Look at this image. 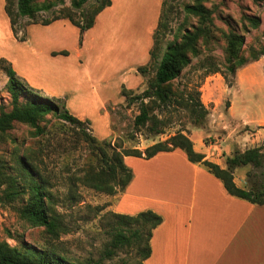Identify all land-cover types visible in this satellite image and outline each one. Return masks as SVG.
I'll return each instance as SVG.
<instances>
[{"label":"rangeland","instance_id":"374dc122","mask_svg":"<svg viewBox=\"0 0 264 264\" xmlns=\"http://www.w3.org/2000/svg\"><path fill=\"white\" fill-rule=\"evenodd\" d=\"M171 1L177 5L192 2ZM162 2L163 0H113L110 11L100 19L99 24H94L95 27L86 30L95 28L92 41L95 48L92 53L96 62H92L90 66L92 79L84 81V89L74 101V105L68 108L75 115H87L90 121L85 130L88 134L111 140L119 149L138 148L144 151L147 146L166 140L182 130L194 144L199 143L202 146L206 159L218 161L225 167L226 157L235 151L264 145V125L252 129L243 127V124H236V131L230 132V128L233 129L235 124L227 113L231 99L229 87L235 83L237 73L251 66L264 69V55L259 60L239 68L235 76L223 71L226 33L230 30L229 21L232 27L245 35L243 49L246 55L252 47L258 49L264 46V0H204L213 11L215 38L200 41V55L193 57L192 65L183 71L175 83L180 90H185L186 94H194L195 90H200V98L208 109L206 121L197 126L187 109L171 106L160 113L166 121L164 133L148 136L146 127L139 129L134 124L135 116L139 112L138 104L127 106L121 91L123 87H127L132 94H138L147 88L148 81L155 74L158 60L151 59L149 52L153 46L152 34L159 21ZM95 3V0H89L85 10H92ZM70 5L71 0H61L52 10L41 11L37 18H52ZM244 15L260 16L259 27L246 30ZM76 16H80L78 11ZM183 21L190 27L197 23L198 18L187 16L179 10L172 20L173 32L167 35L163 49L167 41L174 38V32ZM31 22L32 19L28 17L16 20L15 27L19 35L17 37L5 12V0H0V53L13 58L12 64L16 71L17 68L25 69L28 48L24 41L28 38V32L36 33L33 28L37 29ZM80 35L77 29V50L85 39L84 34L82 39ZM208 56L213 57L220 65L221 72L206 75L207 67H201L200 64ZM81 60L83 61V58H78L77 62ZM141 65L149 66L146 76L137 70ZM224 74L232 81L231 86L225 80ZM258 75L260 76L261 72ZM8 81L4 63L0 62V112L12 108ZM37 91L49 96L41 89ZM261 91L258 87L253 90L254 93L250 97L252 103L259 99ZM247 97L248 95L245 96ZM61 98L66 101L68 96ZM42 123L46 124V134L37 137L33 135L31 126L16 122L8 131L7 139L0 144V151L12 164L16 156L29 153L31 156L35 153L36 160L43 162V167L54 184L52 191L57 200V210L63 214L70 231L63 233L59 239L49 240L43 227L33 226L20 217L18 208L23 202L16 200L12 203H0V240H5L13 246H20L21 240H25L39 247L55 249L77 261H84L89 257L101 258L105 246L109 245L112 239V225L116 219L114 213H120L117 210V202L126 189L122 191L120 186H117L116 192L111 194L87 186L81 176L85 169L96 166L97 158L92 154L88 143L78 135L79 129L53 114L46 115ZM246 130H260L261 133L259 137L256 134L243 137ZM125 160L132 169L133 164L138 161L134 156H128ZM251 169L252 166L248 165L235 170V181L239 186L250 187L248 172ZM138 260L136 248L125 246L116 249L113 257L103 258L102 262L122 264L126 261L127 264H136Z\"/></svg>","mask_w":264,"mask_h":264},{"label":"trees","instance_id":"16d2710c","mask_svg":"<svg viewBox=\"0 0 264 264\" xmlns=\"http://www.w3.org/2000/svg\"><path fill=\"white\" fill-rule=\"evenodd\" d=\"M88 1L71 0L69 8L44 20H38V14L41 11L52 10L61 0H5V11L17 37L19 35L15 27L16 20L28 17L33 23L43 25L58 19H67L80 29L82 39L84 32L94 26L97 15L112 5V0H95L94 8L86 11L84 7ZM180 5L174 4L171 0L162 2L159 21L152 35L153 46L149 52L150 58L158 60V63L147 88L138 94H132L127 87H123L121 91L127 106L138 104L139 112L135 116L134 124L139 129L146 127L148 136L164 133L166 121L160 113L171 106L187 109L197 126L205 123L208 114V109L200 98V90H195L194 94H186L185 90H180L175 80L192 65L193 57L200 55V41L215 38L213 11L204 0H192ZM179 10L187 16L197 17L198 21L190 27L186 25L187 22H181L173 34L174 38L167 41L163 49L167 35L173 32L172 20ZM77 11L80 14L78 18ZM243 18L246 20L244 26L246 30L258 28L261 23V18L257 15H244ZM228 25L230 30L226 33L223 71L235 76L239 68L259 60L264 55V46L258 49L252 47L250 53L246 55L243 49L245 35L232 27L230 21ZM0 62L4 63L8 74V90L12 98V108L0 112V144L7 139L8 131L16 122L28 124L32 127L34 136L43 137L46 134V124L42 122L46 115L53 114L76 126L79 129L78 135L88 143L92 154L96 156V166L85 169L81 179L87 186L97 191L112 194L116 192L117 186H120L122 191L128 187L134 173L126 164L127 156L149 159L160 152L179 148L186 153L191 162L201 163L219 178L228 193L251 203L264 205V145L235 151L226 157L225 167L206 159V155L195 149L192 139L182 130L166 140L147 146L144 151L138 148L119 149L111 140L88 134L85 129L90 120H82L72 114L66 107L65 98L40 94L18 75L11 62L5 58H0ZM200 66L207 67L206 75L222 71L211 56L206 57ZM148 68L147 65H141L137 70L146 76ZM224 75L231 86L232 81L226 74ZM248 165L252 166L248 172L250 187L245 188L236 183L234 173L237 168ZM46 172L43 162L36 160L35 153L32 156L30 153L18 155L12 164L0 151V203L21 200L23 203L18 208L20 217L33 226L43 227L47 238L56 240L63 233L69 232L70 228L64 221L63 214L57 210V200L52 191L54 184ZM114 215L116 219L112 225V239L109 245L105 246L101 258L89 257L84 261H77L55 249L39 247L25 240H21L20 246H13L5 240H0V264H103V258L113 257L116 249L125 246L136 248L139 255L136 264H145L152 251L153 230L163 222V216L152 209L134 214ZM122 264L127 262L123 261Z\"/></svg>","mask_w":264,"mask_h":264},{"label":"crops","instance_id":"0c3cea01","mask_svg":"<svg viewBox=\"0 0 264 264\" xmlns=\"http://www.w3.org/2000/svg\"><path fill=\"white\" fill-rule=\"evenodd\" d=\"M111 6L97 15L95 26ZM33 25L36 33L28 32L24 41L28 48L25 69L17 68V73L49 97L67 95L68 108L84 89V81L92 79L95 28L84 32L85 39L77 50L80 29L69 20ZM0 58L12 64L11 56L0 53ZM78 58L83 61L77 62ZM257 87L262 91L252 103L250 97ZM229 93L227 113L235 124L230 132L236 131V124L252 129L264 125V69L251 66L237 73ZM77 115L89 119L85 114ZM260 133L246 130L243 137H259ZM194 146L204 152L199 143ZM136 158L134 177L121 194L117 210L134 214L152 209L163 216L154 229L151 255L145 264H264V205L228 193L219 178L202 164L191 162L181 149L163 151L149 159Z\"/></svg>","mask_w":264,"mask_h":264}]
</instances>
